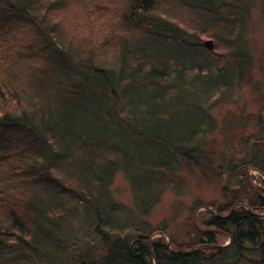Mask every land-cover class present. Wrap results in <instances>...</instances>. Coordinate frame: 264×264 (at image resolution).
Listing matches in <instances>:
<instances>
[{
	"label": "trees",
	"instance_id": "1",
	"mask_svg": "<svg viewBox=\"0 0 264 264\" xmlns=\"http://www.w3.org/2000/svg\"><path fill=\"white\" fill-rule=\"evenodd\" d=\"M258 4L264 10V0H0V256L12 254L0 264L264 260V104L243 158L217 165L208 149L211 109L256 63ZM220 169L239 188L199 214L204 229L193 224L184 244L142 230L128 237L117 216L132 213L111 212L120 172L143 216L189 175L221 178ZM76 220L95 249L60 237Z\"/></svg>",
	"mask_w": 264,
	"mask_h": 264
},
{
	"label": "rangeland",
	"instance_id": "2",
	"mask_svg": "<svg viewBox=\"0 0 264 264\" xmlns=\"http://www.w3.org/2000/svg\"><path fill=\"white\" fill-rule=\"evenodd\" d=\"M249 40L256 58L255 65L242 84L236 87L227 102H221L211 109L216 130L208 137V149L212 151L217 165L228 160L237 162L244 157L242 138L256 132L258 113L264 104V10L263 7L260 9L259 4L253 10ZM220 172L221 178L212 176L208 180L198 174L189 175L186 188L182 192L168 190L153 207L143 213V216L139 214L129 181L120 172L111 186V196L114 201L111 212L116 211L118 214V211L125 209L132 213L130 220L121 214L117 216L120 219L119 227L128 237H137L142 230L147 233L153 232L151 239L154 241L163 236L170 247H172V239L177 244H184L193 240V224L204 229L198 225V217L201 212L208 210L205 209L206 207L214 209L213 204L219 205L234 198V192L239 188V184L230 178L228 170L220 169ZM250 175L254 178V183L261 186L259 180L263 178L262 174L257 170H251ZM225 186L229 191L225 190ZM199 202L201 205L196 208ZM76 221L66 223L64 229L59 232L60 237L70 244L82 240L80 247L84 251L95 249L96 247L91 243L97 240L91 228L82 220ZM112 222L113 220L109 224L111 229L116 227L115 222ZM161 230L166 233L161 234ZM220 244L228 245L229 239H223ZM10 255L12 254H2L0 263ZM246 256L253 260V264H264V260L257 252H248ZM227 264L250 263L240 260L239 262L229 261Z\"/></svg>",
	"mask_w": 264,
	"mask_h": 264
},
{
	"label": "water",
	"instance_id": "3",
	"mask_svg": "<svg viewBox=\"0 0 264 264\" xmlns=\"http://www.w3.org/2000/svg\"><path fill=\"white\" fill-rule=\"evenodd\" d=\"M205 46L208 48V49H210V50H213L214 49V41L212 40V39H210V40H206L205 41ZM205 209H209V210H214L213 208H208V207H206ZM234 209H232V211H233ZM232 211H231V213H232ZM264 215V214H263ZM227 216H229V215H225L224 217H227ZM195 224H197L196 223V220H195ZM168 246L170 247V244H168ZM171 248V247H170Z\"/></svg>",
	"mask_w": 264,
	"mask_h": 264
},
{
	"label": "bare ground",
	"instance_id": "4",
	"mask_svg": "<svg viewBox=\"0 0 264 264\" xmlns=\"http://www.w3.org/2000/svg\"><path fill=\"white\" fill-rule=\"evenodd\" d=\"M230 214H231V212H230L229 214H227V215H230ZM227 217H228V216H227ZM230 243H231V239H229V244H230ZM229 244H228V245H229ZM228 245H226V246H228ZM226 246H221V245H220V247H226Z\"/></svg>",
	"mask_w": 264,
	"mask_h": 264
}]
</instances>
